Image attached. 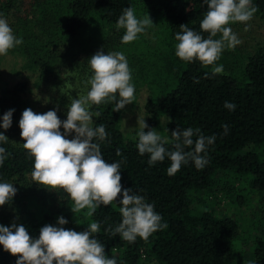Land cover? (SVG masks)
I'll use <instances>...</instances> for the list:
<instances>
[{
  "label": "trees",
  "instance_id": "trees-1",
  "mask_svg": "<svg viewBox=\"0 0 264 264\" xmlns=\"http://www.w3.org/2000/svg\"><path fill=\"white\" fill-rule=\"evenodd\" d=\"M18 3H24V9H20ZM251 3L264 19V0H251ZM139 4L153 17L156 29L151 36L156 43H161V50L165 52L162 72L175 83L159 99L146 101L149 123L156 125L159 116L165 115L166 137L162 139L168 141L164 144L167 151L175 150L171 132L176 128H192L194 132L199 129L193 141L199 135H214V143L201 153L208 163L197 169L189 161L170 176L167 169L171 161L167 156L162 162L149 165V154H139L138 136H124L120 125L122 110L113 111L114 103L90 104L88 110L92 114L93 128L105 126L106 138L94 139V142L100 145L106 162L120 163L122 189L130 188L134 194L143 196L146 203L154 205V211L162 217L161 224L166 223L167 228L158 229L147 240L138 236L130 243L106 231L115 229L122 221L119 201L100 205L88 216L87 208L74 214L68 200L56 206L45 200L39 206L32 194H27L28 213L19 212L10 203L0 206V224H23L35 239L41 227L60 226V216L68 220L62 227L77 232L98 222L100 230L93 237L104 245L106 256H115L117 264H146L144 252L152 264H235L237 219L218 215L208 208L196 210L190 198L191 192L210 191L219 173L223 175L220 181L225 188L228 175L232 178L229 188L233 187V179H241L248 191L262 193L260 223L264 227V150L258 148L264 143V45L246 55L239 74L223 71L213 75L211 65L177 57L175 36L181 32L180 25L186 24L204 38L209 36L200 28L208 11L204 0H0V18L7 20L17 39H22V43L8 53L14 56V63H19L26 71L30 85L35 87L31 91L27 81H17L0 93V123L5 112L15 109L11 127L7 130L0 127V132L8 137L6 143L0 142V147L6 150L0 165V183L17 188L32 178L34 157L24 149L25 141L19 128L23 103L27 97L31 98L29 93L40 94L51 106L56 104L57 108L51 110H56L63 119L66 115L61 107H68L74 98L70 86L62 93L57 89L61 87L58 82L62 77L70 84L78 77L81 83L90 69L88 60L100 50L105 54L129 49L143 53L139 58V73L145 78L152 76L150 80L157 83L154 75L157 62L148 52L157 45L145 49L140 43L151 42L144 32L124 44L121 38L125 29L116 28L123 10L132 7L136 15ZM226 101L236 105L234 111L224 106ZM47 111L41 109L42 113ZM225 124L228 126L226 135ZM117 149L122 155H116ZM236 197L240 200L243 196L237 194ZM120 198L122 193L118 200ZM252 246L254 264H264V235L257 233ZM17 258L0 245V264H16Z\"/></svg>",
  "mask_w": 264,
  "mask_h": 264
},
{
  "label": "clouds",
  "instance_id": "clouds-1",
  "mask_svg": "<svg viewBox=\"0 0 264 264\" xmlns=\"http://www.w3.org/2000/svg\"><path fill=\"white\" fill-rule=\"evenodd\" d=\"M208 11L200 23L203 32L209 33L207 38L189 29L186 24L180 25L181 32L176 33L175 55L183 61L198 60L202 65H213L225 47L234 49L242 41L227 25L231 22H247L257 11L251 0H204ZM132 7H127L116 22L117 30L123 28L121 38L124 44L137 39L138 34L151 27L153 21L147 15L138 19ZM247 30V28L245 29ZM220 34V39L214 37ZM22 43L13 35V30L4 18H0V55H7L9 49ZM91 76L87 83L90 90L86 95L72 99L67 107V119L61 120L56 110L46 113H35L26 108L19 120L20 136L25 141L24 149L34 157L31 172L32 180L49 189H62L71 201L73 213L87 208L88 216H92L100 205L108 206L119 201L122 221L115 229H107L111 235H119L123 240L135 242L136 238L147 240L155 231L167 228L161 224L162 217L154 211V205L146 203L143 196L134 194L130 188L121 185L120 163L106 162L101 154L100 145L94 139L103 141L107 133L104 125L95 128L92 114L88 110L90 104L114 103L113 111L122 110L134 100V85L126 57L120 53L97 51L88 60ZM223 66H216L212 74H221ZM198 82V81H197ZM117 94L119 99H117ZM234 111L236 105L225 102L224 105ZM9 109L3 114L0 127L5 130L12 125V114ZM100 113L97 112L96 116ZM141 130L137 133V148L140 155L149 154V165L162 162L167 156L170 167L168 175L178 172L182 164L193 162L197 169H202L208 160L201 153L206 146L214 143L215 136L199 135L192 128L172 130L174 151H167L164 144L168 141L153 129L148 128L145 120L139 121ZM61 126L63 132H61ZM224 134L228 126L223 125ZM75 133L73 138L67 137ZM8 137L0 132V142H7ZM194 145V147H193ZM185 148L191 150L185 151ZM5 148L0 147V165L5 159ZM116 155H122L120 149ZM17 189L13 184L0 183V206L10 202ZM122 198L118 200V197ZM68 220L58 217V225H45L39 230V237L33 239L23 224L12 223L11 226L0 224V245L14 256H18L16 264H117L115 257L105 255L104 245L93 237L99 232L100 224L93 222L86 230L77 232L62 227Z\"/></svg>",
  "mask_w": 264,
  "mask_h": 264
},
{
  "label": "rangeland",
  "instance_id": "rangeland-1",
  "mask_svg": "<svg viewBox=\"0 0 264 264\" xmlns=\"http://www.w3.org/2000/svg\"><path fill=\"white\" fill-rule=\"evenodd\" d=\"M19 4V3H18ZM25 4H19L20 9H24ZM138 11L136 12V17L142 19L149 15L142 9L141 4L138 5ZM35 12V10H34ZM31 13L33 11L31 10ZM153 24L151 27L146 28L144 34L149 37L151 43H140L144 45L147 49L153 45L157 47H152L148 50L150 57L157 62V66L154 70V75L157 76L156 84L150 79L151 77L145 78L139 73V58L143 54H138L131 49L128 51H119L122 53L127 60L131 77L133 80L130 81L134 85V100L132 103L125 105L122 109L120 125L127 138L137 136V133L141 130L139 121L145 120L148 128L144 131L147 132L150 129L156 131L162 138L166 137L165 115L159 116V122L155 124H150L148 120V113L145 108V103L149 98L159 99L169 88L175 83L169 81V76H165L162 69H164L163 62L165 60V52L161 50V43H156L153 39L152 30L156 29V24L154 23L153 17H151ZM230 27L242 42L238 44L234 49L225 47L222 50L220 58L211 67L223 66V71H232L235 74H239L241 67L243 66L246 55L254 51L257 47L264 45V19H262L257 12L254 13L252 19L247 22H231L227 25ZM247 28V30H245ZM216 39H220V34ZM18 59V58H17ZM87 77L80 74L82 82L78 77L70 81V84L66 83L68 80H61L58 82L61 87L57 89L65 93L64 91L70 88L72 89L71 94L74 99L83 96L91 86L87 83L91 76V69L88 71ZM17 81H27L30 86V90L34 91L35 87L31 84L30 79L27 76L26 71L22 70L20 64L14 63V56L7 52V55H0V93H3L8 87L13 85ZM159 83V84H158ZM66 84V85H65ZM83 92V93H81ZM61 93V94H62ZM68 93V92H66ZM29 97L26 98V102L23 103V111L26 108H31L35 113L42 114L41 109L51 110L57 108L56 104H49L44 100L46 98H41L40 94L29 93ZM23 97V96H22ZM28 103V104H27ZM51 106V107H50ZM65 111L67 119V107H61ZM64 115V114H62ZM63 132V128H61ZM75 133H72L67 138L71 139ZM264 150V143L258 147ZM222 173L217 176V181L213 185L210 191L202 190L199 192H191V205L194 209L198 210L201 208H208L218 215L232 216L237 219L239 223V234L234 239V256L235 264H254V257L252 255V240L257 233L264 235V227L260 223L261 205H262V193L261 192H251L245 187V183L241 179H233V187L229 188L232 178L230 175L227 176V187H223ZM17 192L13 199L8 202L13 206L14 209L19 212L28 213L27 209V194L33 195V201L37 202V205L45 200L51 205L56 206L60 202L68 200L69 205H72V201L62 189H49L45 186L39 185L37 182L33 181L32 178L24 182L21 187H17ZM26 194V195H25ZM237 194H241L243 197L238 200ZM33 204V203H31ZM34 206V204H33ZM42 206V205H41ZM33 209V208H32ZM109 258L115 257L114 255L107 256ZM143 258L147 261L146 264H152L149 261V257L143 253ZM143 260V261H144Z\"/></svg>",
  "mask_w": 264,
  "mask_h": 264
}]
</instances>
